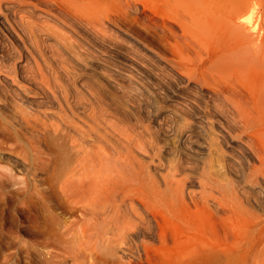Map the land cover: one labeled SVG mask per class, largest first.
<instances>
[{"label": "bare ground", "instance_id": "obj_1", "mask_svg": "<svg viewBox=\"0 0 264 264\" xmlns=\"http://www.w3.org/2000/svg\"><path fill=\"white\" fill-rule=\"evenodd\" d=\"M120 1L123 4L121 19L126 18L129 11L137 14L136 0ZM257 1L190 0L192 30L201 37L219 36L218 39L225 37L226 41L224 49L204 66L200 79L206 78L208 70L213 78V72L226 76L234 72L246 76L258 70L256 73L261 72L258 75L263 82L257 90L253 88L254 98L250 99L249 93L242 91L236 94L232 88L226 93L218 90L214 96L210 94L214 99L212 103L176 98V105L172 107L168 104L167 107H155V111L152 109L153 125L133 124L127 121V117H115L117 114L111 113L109 104L103 100L105 97L98 96V87L95 89L91 84H84L87 81H83L84 76L75 69V65V68H70L66 64L68 57L80 62V42L85 34L91 37L98 35L101 39L114 34L109 29L111 23L101 16L106 8L103 0H0V203L3 205L0 242L8 243L12 238L4 233L8 225L19 222L22 226L23 222L15 216L17 207L23 211L29 227L38 226V209L31 185L36 186L41 171L51 161L60 165V193L80 204L82 213L90 216L85 221L93 220L98 184L107 180L115 184L121 178L134 179L155 190L163 185V191L183 198L184 186L193 180L192 172L198 167L195 155L204 148L190 145L187 148L189 153L182 149L197 129L207 133L202 123L213 127L216 114L231 117L233 122H237L234 125L239 124L243 128L240 129L242 133H248L255 125L254 119L264 117V42H261L264 39L260 41L264 37V28L261 19L256 18ZM133 19L138 21L139 16ZM69 64L71 66V62ZM234 94L237 97L234 98ZM197 109L202 114L198 116L199 121L191 123L189 113L191 115ZM166 120L175 121V126L178 125L169 128ZM167 127L170 130L167 129L166 134L164 130ZM207 134L211 136L212 131ZM245 140V146L259 161L258 166L253 165L248 171L246 184L264 195V154L259 153L250 137ZM213 146V143L204 146L210 155L215 153V158L214 162L202 165L201 177L197 180L203 191L194 198L204 205L221 209V198L235 194L228 190L232 181L227 178V170H236L241 161L233 156L227 158L221 147ZM111 159L125 169L118 168L115 162V167L121 171L107 166L108 172L103 163L101 169L107 168V172L100 175L102 170L99 172L98 169L102 162ZM15 166L22 173L18 181L13 180L12 169ZM193 196L190 198L194 199Z\"/></svg>", "mask_w": 264, "mask_h": 264}, {"label": "rangeland", "instance_id": "obj_2", "mask_svg": "<svg viewBox=\"0 0 264 264\" xmlns=\"http://www.w3.org/2000/svg\"><path fill=\"white\" fill-rule=\"evenodd\" d=\"M104 2L106 8L101 16L111 23L109 29L114 33L113 37H103L107 39L105 41L98 35L91 37L85 34L89 37L82 38L87 40H84L87 44L82 42L83 39L80 42L83 60L77 63L68 57L71 66L69 61L66 64L70 68L76 67L84 76L83 81H87L84 84H91L95 89L98 87V96L105 97L103 100L109 104L111 113L117 114L115 117H127L130 123L155 125L151 117L155 107H172L176 105V98L187 102L195 99L201 104L212 103L215 92L225 90L226 93L232 88L234 93H249L250 99H253L254 89L262 85V77L259 80L258 75L261 72L256 73L258 70L246 76L234 72L228 76L213 72L214 78L208 70L206 78L200 79L204 66L224 49L226 41L225 37L218 39L219 36L201 37L192 30L190 0H136L137 14L129 11L122 19L123 4L120 0ZM257 3L256 18L261 19L264 28V0ZM136 15L139 16L138 21L133 19ZM262 39L264 37L260 41ZM251 89L253 96L250 95ZM195 112L189 113L191 123L199 121L198 116L202 114L198 109ZM225 118L216 114L213 127L202 123L207 133L212 131L214 134L210 136L197 129L187 142L188 146L182 149L189 153L187 148L190 145L204 148L195 155L198 167L192 172L193 180L184 186L183 198L163 191V185L155 190L134 179L121 178L115 184L107 180L98 184L93 220L85 221L90 216L82 213L80 204L66 199L58 189L60 165L49 162L41 171L36 186L31 185L38 209V226L29 227V221L17 207L15 216L23 223L22 226L19 222L8 225L4 230L5 235L12 238L8 243L0 242V264H264V195L246 184L248 171L253 165L258 166L259 161L245 146L246 137H250L263 156L264 117H256L253 121L255 125L248 133H242L243 128L239 124L234 125L237 122L234 123L231 117ZM169 121L166 120L169 128L178 125ZM169 128L164 130L166 134ZM207 143L221 147L227 158L233 156L241 161L236 170H227V178L232 181L228 190L235 194L230 198H221V209L195 199L203 191L197 180L201 177V167L214 162L215 158V153L210 155L205 149ZM111 160L102 162L100 168L97 162L98 171L102 170L100 175L106 174L104 171L107 172L109 166H114L117 171L125 169L120 164L118 166V161ZM115 162L120 169L115 167ZM103 163L108 166L104 167L105 170L101 169ZM12 172L13 180L21 179L22 173L16 166ZM101 186L109 188L102 189ZM189 194L195 198L191 199ZM2 210L0 203V213Z\"/></svg>", "mask_w": 264, "mask_h": 264}]
</instances>
